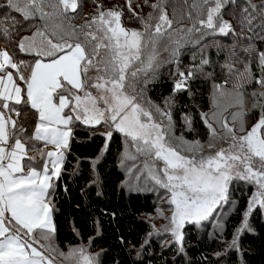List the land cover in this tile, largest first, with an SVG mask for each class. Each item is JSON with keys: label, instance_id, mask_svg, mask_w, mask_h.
I'll use <instances>...</instances> for the list:
<instances>
[{"label": "snow or ice", "instance_id": "snow-or-ice-1", "mask_svg": "<svg viewBox=\"0 0 264 264\" xmlns=\"http://www.w3.org/2000/svg\"><path fill=\"white\" fill-rule=\"evenodd\" d=\"M128 3L130 8L131 0ZM229 3L235 4L236 0H193L190 7L196 10L199 6L196 18L188 12L191 26L179 29L173 28L165 7L167 0L151 5L158 15L136 17L141 29L125 28L120 11L101 10L99 5L91 19L73 24L69 12L77 10L78 0H6L0 5L21 14L25 21L40 22L39 26L33 24L35 31L18 44L19 51L32 55L34 60L16 63L7 50L0 49V264H54L58 257L61 264H99V254L90 253L88 246H69L64 252L52 239L55 225L50 197L69 149L73 121L86 126L104 124L109 131L102 135L108 139L118 131L125 138L124 159L134 162L144 158L142 168L133 164L128 171L132 173L135 167L137 180L146 173L170 194L168 203L174 207L163 230L172 234L181 251L186 222L206 221L228 203L233 180L254 185L256 191L243 214L244 221L229 245L238 247L239 234L245 229L251 231L248 218L253 209H264V104L259 102L264 99V91L252 93L258 98L253 108L261 109L260 119L248 131L244 122L247 110L242 88L252 82L251 61L245 63L243 71L236 69L231 60L222 65L229 75L244 79L231 91L225 90L227 80L213 84L212 108L200 113L208 129L207 143L176 137L172 118L174 94L188 91L192 95L189 81L196 78L195 74L212 75L203 71L210 63L208 59H201L187 75L180 71L181 48L197 46L206 36H241L245 28L255 33L244 37L250 41L242 48L245 53L256 51L254 39L264 40V35L255 32L256 27L264 32V0L259 5L246 0L240 10L241 33L223 18L222 9ZM257 17L260 23L254 25ZM17 25L10 13L0 20L3 36L11 38ZM231 48L235 56V42ZM162 52L171 57L163 63L176 65L171 74L173 95L164 100L163 108L144 96L162 65ZM258 67L261 78L256 83L264 89V52L258 53ZM9 69L15 70V77ZM17 79L24 81L26 90L16 83ZM22 103L37 114L33 135L26 138L45 146L52 144L56 149L40 151L43 164L39 168L33 166L35 158L27 156L28 149L21 140L26 129L12 119L13 113L20 116L15 105ZM229 108L237 110L225 117ZM182 119L191 130V116ZM25 157L31 162L27 171L22 163ZM157 162H163L162 167ZM218 227L222 229L223 225Z\"/></svg>", "mask_w": 264, "mask_h": 264}, {"label": "trees", "instance_id": "trees-1", "mask_svg": "<svg viewBox=\"0 0 264 264\" xmlns=\"http://www.w3.org/2000/svg\"><path fill=\"white\" fill-rule=\"evenodd\" d=\"M157 2L158 0H131L129 8L128 0H78L77 10L69 12V16L73 24H83L86 19H91L97 14L99 5L101 10L120 11L124 25L141 29L142 25L136 17L146 18L149 13L158 15V10L154 12L151 7ZM192 2L193 0H187V3L185 0H167L165 7L169 18L173 20V28L191 26V22L186 18L187 13L192 12L195 19L199 10V6L196 10L190 7ZM252 2L259 5L261 0ZM5 4L6 0H0V5ZM244 6L246 0H236L235 4L229 3L222 9L223 18L232 23L236 33H241L240 10ZM9 13L18 25L11 38H5L0 30V43L8 47L17 62L34 60L32 55L20 52L18 44L24 36L32 35L35 31L32 25L39 26L40 22L25 21L21 14L7 7H0V20ZM259 23L260 18L257 17L253 24ZM255 32L264 35L259 27L255 28ZM254 35L255 33L245 28L241 36L231 33L227 36H206L197 46L185 45L181 48L180 71L187 75L190 68L200 64L201 59H208L210 63L204 66L203 71L212 75L207 77L202 73L195 74L196 78L189 81L192 95H189L188 91L174 94L172 118L175 122L176 137L182 136L187 141L199 140L201 143L208 141V129L200 113L208 112L212 108L213 84H223L227 80L225 90L228 91L244 79L240 77L238 80L235 75H229L227 69L222 67L227 60H231L234 67L240 71L244 70L245 63L251 61L253 79L242 88L247 101L245 129H249L260 117L261 109L253 108V103L257 102L258 98L252 93L264 91L256 83V80L261 78L258 53L264 52V40L254 39L256 51L250 55L242 51V48L250 43L244 37ZM234 42L235 56L231 54ZM215 45H219V49ZM160 59L162 65L158 69L157 77L147 85L144 96L163 108L164 100L173 95L174 77L171 74L176 71V65L163 63L171 59L167 52H162ZM244 75L247 76V73ZM259 102L264 104V99ZM15 107L21 113L16 120L26 129L21 138L26 139L37 121L36 111L23 103ZM184 115L191 116V130L184 124ZM72 130L61 175L54 180L55 188L52 192L55 240L60 249L66 250L69 246L79 243L87 245L92 254L100 253L99 264H264V218L261 212H256L253 219L254 229L244 234L242 246L229 247V242L233 240L249 203V195L245 191L237 193V205L226 220L221 236H202L197 229L189 226L183 251L173 244L162 245L157 240L146 243L151 227L144 215L154 213L158 204L153 193L129 192L124 187L125 172L120 166L125 149L123 134L113 131L111 139H108L102 135L109 131L104 124L86 126L77 121L73 123ZM90 238L94 239L90 242Z\"/></svg>", "mask_w": 264, "mask_h": 264}, {"label": "rangeland", "instance_id": "rangeland-1", "mask_svg": "<svg viewBox=\"0 0 264 264\" xmlns=\"http://www.w3.org/2000/svg\"><path fill=\"white\" fill-rule=\"evenodd\" d=\"M121 24L125 28H129L126 25H124V23L122 21V15H121ZM129 29H138V28H129ZM0 49L7 50L9 52V54L11 56H13L11 54L10 50L8 49V47H6L5 45H3L1 43H0ZM13 60L16 63H19L14 59V57H13ZM9 70L13 72L14 77H15L16 76L15 70L14 69H9ZM89 75H95V73L90 72ZM16 83L19 84L22 89L26 90L27 86L24 83V81L17 79ZM231 90L232 89H230L228 91H231ZM24 94L25 93L22 92V95H24ZM93 94H95V90H93ZM244 101H245V108L247 110V107H246L247 101L245 100V97H244ZM236 110L237 109H235V108H229L228 111L224 112V116L229 117L230 114ZM5 111H7V110H5ZM65 111L67 112L68 110L66 109ZM12 119H17V116L14 113L12 114ZM259 119H260V117L254 122L253 125H255ZM245 120H246V115L244 116V121ZM74 122L75 121H73V123ZM229 122H230V124L232 123L231 121H229ZM36 123H37V121L34 123L33 130L30 133V136H28V137H31L33 135ZM252 126H250L249 129H247V130L245 129V131L250 130L252 128ZM72 127H73V124H72ZM106 128H108V127L106 126ZM220 131H222V130H220ZM262 131H264V130H262ZM243 134H245V133H242L240 135H243ZM21 140H22V143H24L26 145V148L28 149L27 156L35 158V164L33 166H37L38 168L43 164V158L40 155V151L42 150L44 152H48V151H55L56 150L55 146L52 144H48L47 146H45V144L43 142H40V141H33V140L27 139V138L26 139L21 138ZM33 144H35V148L32 147ZM69 144H70V142H69ZM224 146L227 147L226 144ZM66 152H65V155H66ZM124 153H125V149H124L123 154H122L121 159H120V166L122 167V169L125 172L124 187L129 192L130 191H132V192H137V191L151 192L155 195L156 202L158 204V208L154 213H149V214L144 215V217L150 222V227H151L150 233H152L151 236L148 235V237L146 239V241H147L146 243H148L150 240H157L162 245L173 244L174 246H176L180 249V245L174 242V237L172 236V234L170 232H166L163 230V226L166 224H169V220L167 219V217L171 216L172 210L174 207L173 205L168 203L170 194L168 193V191L166 189L161 188L160 186L156 185L155 182L152 181L150 178H147L146 173L144 175L140 176L139 180L135 179V176L138 174V173H136L135 167H133L132 173H129L128 168L131 167L133 164H135L137 167L142 168L143 163H144V158H139L133 162L131 160L124 159ZM122 160L124 161L123 165L121 163ZM22 163L25 165V170L27 171L28 165L31 162L27 159V157H25V159H24V161H22ZM157 163H158V166L162 167L163 162H157ZM242 191H245L246 193H248V195H249L248 199L250 200L252 195L256 191V187L254 185L249 184V183L242 181V180H233L231 182V184L229 185L228 203L223 204L216 212L213 213V216L210 217L206 221H202L200 223L186 222L183 229H182L183 234H184L183 249L185 246L184 244H185L186 231H187L189 226L197 229V231L202 236L203 235H208L209 237L221 236L223 231H224L226 220L228 219L229 215L232 213V211L235 209V207L237 205V200H238L237 199L238 198L237 193L242 192ZM50 199L52 202V195H51ZM52 204H53V202H52ZM247 208H248V206H247ZM246 211H247V209H246ZM256 212H261L263 215V218H264V209L260 208L259 206H256L248 218V223H249V226L251 228V231L254 229L253 219H254V216L256 215ZM52 218H53V222H54V211L52 213ZM243 221H244V217H243V220H242L240 226L242 225ZM219 224L223 225L222 229L220 227H218ZM54 225H55V223H54ZM153 225L155 226V228L153 227ZM240 226H239V228H240ZM157 229L160 230L158 233L156 232ZM248 232H250V231L245 229L244 231H242L239 234L238 247L237 248L242 246V238H243L244 234L248 233ZM52 239H53L54 244L56 246H58L56 244V240H55V232L53 234ZM43 242L44 241H41V243H43ZM231 242H229V245L231 244ZM77 245H81V244L79 243V244H75L73 246H77ZM61 250L64 252H68L69 248L66 250H63V249H61ZM97 253L98 252H96L94 254H97ZM98 254H99V263H100L101 255H100V253H98ZM54 264H61V260L59 257L56 259Z\"/></svg>", "mask_w": 264, "mask_h": 264}]
</instances>
